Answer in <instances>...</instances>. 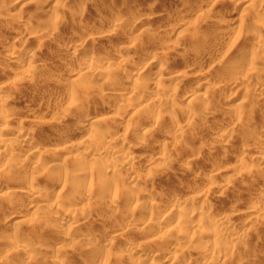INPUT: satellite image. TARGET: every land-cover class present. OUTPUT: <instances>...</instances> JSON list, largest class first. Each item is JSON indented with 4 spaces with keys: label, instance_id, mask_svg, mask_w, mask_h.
Instances as JSON below:
<instances>
[{
    "label": "rangeland",
    "instance_id": "obj_1",
    "mask_svg": "<svg viewBox=\"0 0 264 264\" xmlns=\"http://www.w3.org/2000/svg\"><path fill=\"white\" fill-rule=\"evenodd\" d=\"M247 2L0 0V86L1 92L6 90L2 97L6 95L8 100L0 105V119L14 130L5 135L0 148L7 146L23 154L30 151L26 146L13 144L19 138L15 130L21 128L24 143L33 140L46 152L37 161V178L26 173L32 164L21 165L13 157H0L2 264L27 263L11 253L10 243L3 240L8 230L25 241L33 240L30 242L37 250L33 257L28 256L32 264H58V257H65V264H165L173 256L188 258L189 264H203L209 255V264H264V210L249 217L245 213L248 206L264 200L260 169V157L264 155V47L255 41L256 35L264 34V3L256 7L257 13L250 11L253 9ZM110 42L120 47L111 49ZM68 45L82 48V56L70 57L72 48L67 49ZM123 45L136 48L137 55L132 60L122 54ZM20 47H28L32 59L16 63L5 59L13 53L12 49ZM245 50L252 51L255 63L240 58ZM102 55L100 69L117 66V74L104 73L97 78L82 70L74 71L75 67L95 64ZM152 58L162 65L154 64ZM138 72L144 78L137 83L134 96L128 97L131 85L119 77L127 81L136 78ZM159 72L160 82L170 74H184L187 78L180 81L173 94L168 91L175 83L163 80L164 88L160 85L158 93L163 104L154 114L141 108V104L158 96L154 81ZM24 75L29 78L27 81ZM115 84L119 95L100 91L102 86ZM195 91L202 95L194 99ZM71 93L77 102H69ZM120 110H127L126 115L114 121L113 115ZM178 123L185 124L182 133L175 131ZM96 126L92 132L90 129ZM94 138H102L111 146L118 144L117 140L125 142L126 147L132 143L130 154L137 160L123 170L104 173L99 167L114 155L103 154L102 149L100 155H88L82 149L66 148L70 143L87 144ZM66 156L73 160L65 164L62 158ZM150 157L153 163L147 164L145 159ZM240 159L247 161L246 171L230 177H211L219 170L225 172ZM5 162L13 164L12 172L4 171ZM249 169L253 175H248ZM77 171L83 173L82 178L75 175ZM104 180L107 182L103 187ZM208 180L214 184L211 193L191 200L193 207L214 218L235 212L237 225L246 227L242 239L224 247L219 258L204 248L206 242L213 240L205 233L213 225L205 219L200 225L205 229L203 235L200 227L187 223L199 219L200 214L186 210L179 215L168 206L171 199H190L200 194ZM132 185L135 186L131 189ZM31 187L40 191L44 209L33 211V200L8 193ZM140 194H157L159 201L152 208L139 199ZM55 211L64 212L68 221L56 218ZM180 220L188 221L180 233L181 247L175 249L164 235ZM113 235L120 239L106 243ZM154 237H160L156 243L148 244L156 255L154 259L126 250L128 245L137 249Z\"/></svg>",
    "mask_w": 264,
    "mask_h": 264
},
{
    "label": "bare ground",
    "instance_id": "obj_2",
    "mask_svg": "<svg viewBox=\"0 0 264 264\" xmlns=\"http://www.w3.org/2000/svg\"><path fill=\"white\" fill-rule=\"evenodd\" d=\"M232 1H234V0H232ZM248 0H245V2H247ZM244 2V1H243ZM248 3V2H247ZM262 3H264V0H249V3H248V6L250 7V9H253V10H250V11H253V12H256V7L258 6V5H260V7H261V5H262ZM87 5V4H86ZM83 11V10H82ZM244 11V10H243ZM154 12V11H153ZM250 13V12H249ZM252 13V12H251ZM257 13H258V10H257ZM82 13H80V15H81ZM87 15V14H86ZM89 15V14H88ZM107 15V14H106ZM82 16V15H81ZM77 17V16H76ZM82 17H84V16H82ZM86 17V16H85ZM106 17V16H105ZM79 18V17H78ZM145 19V18H144ZM112 21V20H111ZM115 21V20H114ZM78 25V24H77ZM110 41V40H109ZM112 41V40H111ZM114 41V40H113ZM255 41H256V43H257V45L259 46V45H261V46H263L264 47V34H262V35H260V34H258V35H256V38H255ZM118 42V41H117ZM119 43V42H118ZM73 45V44H72ZM72 45H68L67 46V49H68V47H73ZM76 45V44H75ZM10 46V45H9ZM109 46H110V48L111 49H113V48H116V47H118L119 45L117 44V43H113V42H110L109 43ZM120 47V46H119ZM28 48V47H27ZM26 47H20V48H14V50L12 49V51H13V53H8V55H6V58L5 59H7V61H10L11 63H16V62H18V61H20V60H22V59H26V58H30V55H32L30 52H29V50L27 49ZM109 48V47H108ZM70 49V48H69ZM256 49V48H255ZM120 50V49H119ZM70 52H71V55H70V57L71 56H75V57H81L82 56V54H83V51H82V48L81 49H78V48H72L71 50H69ZM136 48H134V46L132 45V46H130V47H124V45L121 47V52H122V54H124L126 57H128V58H131V60L133 59V57H135V55H137L136 54ZM8 52V51H7ZM120 53V52H119ZM118 53V54H119ZM117 54V55H118ZM33 56V55H32ZM120 57V56H119ZM74 58V57H73ZM240 58L241 59H249V61H250V63H255L254 62V60L252 59V51L251 50H245V51H243L242 53H241V55H240ZM30 59H32V58H30ZM30 59H28V60H30ZM134 59H136V58H134ZM153 59V58H152ZM30 61H32V60H30ZM104 61V56L102 55V56H100L97 60H96V63L95 64H91V63H89V65L87 64H85V66L83 65L82 67H75L74 68V71L76 70H82V71H84L85 73H90V74H92L94 77H97V78H101L103 75H104V73H118V71H119V68H118V71H117V66L116 67H112L111 65H108L107 67H104V69L102 68V69H100V67H99V65L102 63ZM122 61V60H121ZM121 61H118L117 63H119V62H121ZM151 61V60H150ZM153 63L154 64H157L159 67L162 65L161 63H160V61L157 59V58H154L153 60ZM151 61V62H152ZM151 62H149V63H151ZM122 63V62H121ZM153 63H152V65H153ZM42 64V63H41ZM111 64H113V63H111ZM161 64V65H160ZM82 65V64H81ZM32 66V65H31ZM77 66H80V65H77ZM115 66V65H114ZM124 66V65H123ZM33 67V66H32ZM36 67H37V65H36ZM31 68V67H30ZM122 68V67H121ZM36 69H38V68H36ZM36 69H34V70H36ZM72 69V68H71ZM33 71V70H32ZM83 73V72H82ZM121 73V72H120ZM160 73L161 72H159V75H158V79H157V81L155 80L154 82H156L157 84V86L156 87H154L155 89L157 88V91H155V89H154V93L155 92H157V94L156 95H158L155 99H153L152 101H148V103L146 102V103H144V104H141L142 105V107L141 108H143V109H146V110H148V111H150V113L151 112H153L154 114L155 113H157V110L160 108V106H162V104H163V100H162V98H160L159 97V94L158 93H160V87L162 86L163 88H164V84L162 85L161 83H163V80H166V81H171V82H174L175 83V85L173 86V87H171V88H169L170 90L168 91L170 94H173V93H175L176 91H177V89H178V84L180 83V81L182 82L183 81V79L184 78H187L186 77V75H184V74H170V75H167L165 78H162V81L160 82ZM28 74V73H27ZM120 75H122V74H120ZM143 74L142 73H139L138 72V74H136V78H131L130 80H127V81H125L124 79H123V77H119V76H117V77H119V79L120 78H122V82L123 83H126V82H128V84H130L131 85V87H130V95L128 96V97H133L134 96V90L136 89V87H137V85H139V84H137L139 81H140V79L143 77L142 76ZM29 77H30V74L28 75ZM157 76V75H156ZM188 76V75H187ZM23 77V76H22ZM24 77H25V81H27V75H24ZM125 78V77H124ZM144 78V77H143ZM29 79V78H28ZM201 79V78H200ZM23 80V79H22ZM124 80V81H123ZM202 80V79H201ZM24 81V80H23ZM165 81V82H166ZM22 82V81H21ZM68 82V81H67ZM121 82V81H120ZM121 82V83H122ZM153 82V81H152ZM72 83H74V82H72ZM113 84V83H112ZM153 85H155L154 83H152ZM248 84V83H247ZM107 85V84H106ZM119 85H121L120 83H119ZM161 85V86H160ZM203 85H204V82H202V84H200V87H203ZM118 86V85H117ZM117 86H116V84L115 85H113V86H102L101 88H100V91L102 92V93H106V94H112V93H116V95L118 94H120L119 92H118V89L119 88H117ZM124 86V85H123ZM4 88H5V86H3ZM32 87V86H31ZM139 87V86H138ZM200 88H198V90H199ZM1 90H2V87L0 86V105L1 106H3L2 104H6L7 103V98L4 96V97H2V94H4V93H2L3 91H6V90H4L3 89V91L1 92ZM8 90V89H7ZM162 90V89H161ZM152 92V91H151ZM153 93V92H152ZM136 94V93H135ZM115 95V94H114ZM113 95V96H114ZM200 95H202V92H199V91H195V92H193L192 93V97L195 99V98H197L198 96H200ZM154 96V95H153ZM67 97V96H66ZM65 97V98H66ZM77 97H78V95H77ZM152 97V96H151ZM191 97V96H190ZM146 98V97H145ZM148 98V97H147ZM8 99H11V98H8ZM69 102L70 103H75V102H77V100H76V98H75V94L74 93H71V96L69 97ZM194 99H190V101H193ZM129 100V99H128ZM189 101V102H190ZM241 101V100H240ZM263 101H264V98H263ZM165 103V102H164ZM191 103V102H190ZM240 103V102H239ZM241 103H242V101H241ZM245 103V102H244ZM244 103H242V104H244ZM238 104V103H237ZM241 105V104H240ZM84 107H85V105H83ZM140 106V105H139ZM72 107V106H71ZM80 107H81V105H80ZM140 108V109H141ZM71 109H73V108H71ZM79 109V108H78ZM84 109V108H83ZM122 110V109H121ZM120 110V111H121ZM137 110V109H136ZM142 110V109H141ZM69 111H70V109H69ZM117 112V113H115L114 115H113V120L114 121H118L119 119H121L124 115H126L125 113H126V111L127 110H125V111H121V112ZM187 112H188V110H187ZM192 113V112H191ZM213 113V112H212ZM66 114V113H65ZM190 114V113H189ZM210 112H208L206 115H207V117L208 118H210L209 116H210ZM68 116H69V114H68ZM72 116V115H71ZM66 117H67V115H66ZM153 117V116H152ZM206 117V116H205ZM68 118V117H67ZM154 118V117H153ZM152 118V119H153ZM207 118V119H208ZM212 118V117H211ZM1 120H2V118L0 119V144H2L3 142H4V140H5V135H7V134H10V133H13L14 132V130L10 127V126H6V124H4L3 122H4V120H3V122H1ZM153 121H154V119H153ZM151 122V121H150ZM150 122H149V124H150ZM157 122V121H156ZM155 122V123H156ZM259 122V121H258ZM257 122V123H258ZM254 123V122H253ZM261 123V122H260ZM264 123V121H262V124ZM152 124V123H151ZM157 124V123H156ZM155 124V125H156ZM255 124V123H254ZM254 124H252V125H254ZM96 125V124H95ZM178 125H180L179 123H178ZM260 125V124H259ZM258 125V126H259ZM128 126V125H127ZM126 126V127H127ZM147 126V125H146ZM150 126H153V125H150ZM177 126V125H176ZM185 126V124L184 125H180V126H178V127H176V129H175V131L178 133V132H180L181 131V133L184 131L183 130V128H185L184 127ZM249 126V125H248ZM255 126V125H254ZM156 127V126H155ZM181 127H183L182 129H181ZM188 127V126H187ZM178 128V129H177ZM247 128V127H246ZM253 128V127H252ZM261 128H263L264 129V125L263 126H261ZM95 129H97V126L96 127H92L90 130L93 132H95ZM99 129V128H98ZM186 129V128H185ZM254 129V128H253ZM258 129V128H257ZM13 130V131H12ZM172 130V129H171ZM172 131H174V130H172ZM15 132H17V136L19 137L18 139H16L15 140V142H13V144H16V143H18V145H21V146H26L30 151H28L26 154H23V153H19V152H14V151H12L13 149L11 148H8L7 146H5V147H3L2 149L0 148V157L1 156H7V157H13L12 159H17V161L19 160L20 162H21V165H22V163L25 165V163L26 164H32L31 166H30V171H29V169H28V172L26 171V173H28L29 175H30V177H36L37 178V176H36V174H35V172H36V169H35V167H37L36 166V164H37V161H38V159L40 158V156L41 155H43L44 156V153H46V152H42L41 151V149H39L38 148V146L36 145V142L35 141H29V142H27V143H24V139L25 138H23V140H22V137L24 136V134H23V130L20 128H18V130L16 131L15 130ZM25 132V131H24ZM146 134H148V133H146ZM173 134V133H172ZM176 133H174V135H175ZM225 134H227L226 132L223 134V135H225ZM223 135H222V137H223ZM229 135V134H228ZM16 136V137H17ZM142 136V135H141ZM145 136V135H144ZM226 136V135H225ZM114 137V136H113ZM228 138V137H227ZM10 139V138H9ZM148 140V139H147ZM13 141V140H12ZM121 141V140H120ZM119 140H117V143L118 144H115V145H109L108 143H106V141H104L102 138H94L92 141H89V142H87V144H84L83 142H75V143H70V144H68L67 146H66V148L67 149H69V150H73V151H77L78 149H82V151L84 152V153H86V154H88V155H94V154H96V153H99V155H100V150L102 149V151H103V154H106V155H114V157L111 159H109V160H106V161H108L107 162V164L105 165L104 164V166L102 165V166H100L99 167V169H101V171H103L104 173H115V171L116 170H119V169H122L123 170V168L125 169L127 166H129V165H131V164H133V163H135V161L137 160L132 154H130V151L134 148V145L132 146V143H131V145H128V147H126V145H125V142H120ZM157 141H159V140H157ZM156 141V142H157ZM234 141V140H233ZM10 143H12V142H10ZM9 143V144H10ZM227 143V142H226ZM12 144V145H13ZM158 144H160L159 142H158ZM164 144V143H163ZM11 146V145H10ZM124 146V147H123ZM222 146H223V144H222ZM2 147V146H1ZM122 147L123 148H126L125 149V151L123 152V151H121V149H122ZM163 147L165 148L166 147V145L164 144L163 145ZM161 149H162V147H161ZM20 150H21V148H20ZM124 150V149H123ZM165 150V149H164ZM133 151V150H132ZM165 151H167V150H165ZM53 154V153H52ZM164 154L166 155V154H168L167 152H164ZM56 155V154H55ZM54 155V157L56 158L57 156H55ZM74 155V154H73ZM78 155H80V153L78 154ZM164 155V156H165ZM164 156H162L161 157V159L163 160L164 159ZM189 156H191L192 157V154H189ZM152 157V156H151ZM151 157L150 158H146L145 160H146V162H148L147 164H152L153 163V160L151 159ZM75 158V157H74ZM90 158V157H89ZM59 159V158H58ZM57 159V160H58ZM63 160H64V163L66 164V162L65 161H68V162H70V161H72L73 160V157H63L62 158ZM76 159V158H75ZM78 159V158H77ZM142 159V158H141ZM160 159V158H159ZM243 159V158H242ZM52 160H54V159H52ZM95 160V159H94ZM155 160V159H154ZM166 160V159H165ZM10 161V160H9ZM87 161V160H86ZM157 161V160H156ZM257 161H259V160H257ZM46 162V161H45ZM67 162V163H68ZM168 162V161H167ZM86 163V162H85ZM99 163V162H98ZM246 163H247V161L245 160H239V161H237L236 163H234V165H232L229 169H224L225 170V172H220V170H219V172H217V173H215V174H213L211 177L213 178H215V176H221V175H229V177H230V175L232 176L233 174H235L236 172H238V171H240V173L243 171L244 172V170H245V166H247L246 165ZM260 163H261V167H260V165H259V167H260V169H261V171L263 172V175H262V178L264 179V155L263 156H261L260 157ZM52 164V163H51ZM72 164V163H71ZM94 164V163H93ZM170 164V163H169ZM168 164V165H169ZM20 165V164H19ZM95 165V164H94ZM5 169H4V171H6V170H8V172H12V168H13V164L10 162H5ZM60 167V166H59ZM185 169H186V165H185V167H184ZM184 168L182 169V170H184ZM10 170V171H9ZM222 171V170H221ZM246 171V170H245ZM7 172V171H6ZM78 172V171H77ZM76 172V176L77 177H79V178H82V177H80L83 173L82 172H78L77 173ZM134 173V172H133ZM247 173H248V175L249 174H252L253 173V171H252V169L250 170L249 169V171H247ZM27 174V175H28ZM11 175V174H10ZM253 175V174H252ZM8 176V175H7ZM134 177V176H133ZM228 177V176H227ZM246 177V176H245ZM132 178V177H131ZM249 178V177H248ZM77 179V178H76ZM134 179V178H133ZM133 179H131V180H133ZM202 180V179H201ZM106 182H107V180H104V182H103V187H104V185L106 184ZM209 180L207 181V182H205L204 181V183H205V185H204V187L202 188L204 191H202L200 194H198V195H195V196H192L190 199H182V198H178V199H171V198H168V199H171V203H169L168 204V206H170L169 208H170V211L171 212H175V213H177V212H179V215H181L184 211H192L193 212V214L195 213V215L196 214H200V218L199 219H197V220H195V221H192V222H190V221H188V220H185V221H188L187 223H189V225L190 226H192V227H200V225L202 224V222L206 219V221H209V223H211V225H213V227H210V228H206L207 229V231L205 232L207 235H211L212 237H213V240L212 241H209V242H206V244L204 245V248H207L206 250H210L211 251V255L213 256V254H214V256H217V258H219L220 256H222V254H221V252H222V250H223V248L224 247H230V246H233L234 245V243H235V241H239V240H241L242 239V236H241V234L244 232V230H245V228L246 227H244V226H239V225H237V223L235 222L236 220H235V217L237 216V214L235 213V212H227V215H225V216H223V217H218V218H214V217H210V215H208V213L206 212V211H204L203 209H198V208H195V207H193V203H192V201L194 202V200H197L198 198H203V197H205V196H208L210 193H211V187L213 188V182H212V185H211V182H209ZM76 183V182H75ZM135 183V182H134ZM133 183V184H134ZM196 183V182H195ZM135 185H132V187H131V189L134 187ZM129 188V187H128ZM130 189V190H131ZM228 189V188H227ZM153 191V190H152ZM213 191V190H212ZM15 192V193H14ZM98 192H100V191H98ZM164 192V191H163ZM162 192V193H163ZM8 193H13V194H16V195H19V196H25V197H28V198H30V200H33L34 201V205H33V203H32V206H30V207H32V210L33 211H37L38 209H40V210H42V209H44V207H45V204L44 203H42V200L43 199H40L39 198V193H40V191H38V189L37 188H33V187H31V188H26L25 190H17V191H8ZM159 193H160V191H159ZM172 193V192H171ZM223 193V192H222ZM227 193V192H226ZM151 194V193H150ZM146 195V194H143V196L141 197V198H139V199H141V201L144 203H147V204H149V206L150 207H154L155 205H156V201H159L158 200V197L156 196L157 194H155V195ZM5 195H6V193H5ZM160 195V194H159ZM89 196V195H88ZM136 196H138V194L136 195ZM169 196V195H168ZM138 197H140V196H138ZM186 197V196H185ZM206 198V197H205ZM164 199H165V197H164ZM163 199V200H164ZM262 199H264V198H261V200ZM138 200V199H137ZM192 200V201H191ZM168 202V201H167ZM142 204V203H141ZM155 204V205H154ZM154 205V206H153ZM10 206V205H9ZM247 206V205H246ZM148 207V206H147ZM249 207V210L246 212L245 211V213H247V215H248V217H249V215L251 216V213H257L258 211H261V210H264V200H262V202L260 203V204H258V203H256V204H253V205H251V206H248ZM167 208V207H166ZM158 210V209H157ZM235 210V209H234ZM66 212V211H65ZM182 212V213H181ZM181 213V214H180ZM249 213V214H248ZM255 213V214H256ZM56 216V218H59L60 220H63V221H68V216L67 215H64L65 213L63 212V214L62 213H60V212H56L55 211V213H54ZM131 214V213H130ZM48 215V214H47ZM178 215V214H177ZM253 215V214H252ZM199 216V215H198ZM255 216V215H254ZM152 217H153V215H151V217L149 218L150 220L152 219ZM181 217V216H180ZM253 217V216H252ZM258 217V216H257ZM15 218V217H14ZM14 218H10V220H13ZM251 218V217H250ZM259 218V217H258ZM253 219V218H252ZM256 216H255V222H257L256 221ZM128 220H130V219H128ZM152 221V220H151ZM184 220H183V222H181V220H180V222L179 223H177L176 225L174 224V226H172V228L171 229H169V230H167L166 232H165V235H164V237L166 238V241H170L169 243L172 245V248H175V249H177V248H179V247H181V245H180V241H179V238H180V233L183 231V228H185L186 226H185V224H187L186 222H185ZM251 221V220H250ZM59 222V221H58ZM254 222V221H253ZM263 222V221H262ZM150 223V222H149ZM80 224H82V222L80 223ZM147 224V223H146ZM152 224V223H151ZM150 224V225H151ZM251 224V223H250ZM78 225V224H77ZM127 225V224H126ZM203 225V224H202ZM143 227H145V226H143ZM152 226H150V228H151ZM145 228H147V227H145ZM145 228H143V230L145 229ZM130 230V229H129ZM200 230H201V232L203 231V230H205L204 228H203V230H202V228L200 227ZM149 231H151V230H149ZM148 231V232H149ZM137 232H138V230H137ZM68 233V232H67ZM228 233H230L229 235H227ZM150 234V233H149ZM202 234L204 235V233L202 232ZM116 235H118V234H116ZM120 236H115V235H113V237L111 238H109V239H106L105 240V242L106 243H112L113 244V242H115L116 243V241H118L120 238H119ZM140 237V236H139ZM3 238V240L5 241L6 240V242H9L10 244L9 245H11V253H13L14 255H18V256H20L21 258L23 257L25 260H26V264H30L31 263V260L32 259H30V258H28V256H32V254L33 253H35L34 252V250H37V249H34L33 248V246H32V243L31 242H33V240L30 242L29 240V242L28 241H25V240H23L22 238H21V236H19V234H17L16 232H14V231H12V230H8V231H6L5 232V234H4V236L2 237ZM108 238V237H107ZM122 238V237H121ZM158 239H160V237H154L153 239H151V240H146L144 243H141L140 244V246H137L138 248L137 249H135L133 246L131 247V246H126V250H129V251H132L133 253L135 252V254L137 253L138 254V257H151L152 259H154L155 257H156V255L154 254L153 255V253H152V250L150 251L149 250V247L148 246H150L151 244L150 243H156L157 242V240ZM199 239V238H198ZM181 240V239H180ZM156 241V242H155ZM200 241V240H199ZM35 242V241H34ZM124 242V241H123ZM193 242V241H192ZM148 244H150V245H148ZM8 245V246H9ZM170 245V246H171ZM190 245V244H189ZM192 245V244H191ZM5 246V245H4ZM10 248V247H9ZM234 248V247H233ZM186 249V248H185ZM204 250V249H203ZM206 250H204V251H206ZM124 251V250H123ZM159 251V250H158ZM202 251V250H201ZM203 251V252H204ZM132 253V254H133ZM172 253V252H171ZM160 255V254H159ZM171 255V254H170ZM202 255L203 256H206L204 253H202ZM173 256V255H172ZM199 256H201V255H199ZM210 256V255H209ZM208 256V257H209ZM33 257V256H32ZM160 257V256H159ZM181 257V258H180ZM173 256V258L171 259V261H165V264H175V263H177V264H189V262L191 261H188L187 259H185V258H183L182 259V257L183 256ZM207 257V256H206ZM208 257L207 258H204V260H203V264H209L210 262H209V260H208ZM35 258V257H34ZM65 258V257H64ZM64 258H62V257H58L57 259H56V263H58V264H65L66 263V260H64ZM129 258V257H128ZM203 258V257H202ZM200 259V258H199ZM131 261V260H130ZM153 261V260H152ZM263 262H264V259L262 260ZM37 262V261H36ZM55 262V261H54ZM106 262V261H105ZM129 262V261H128ZM154 262V261H153ZM263 262H261V263H263ZM257 263H258V261H257ZM260 263V262H259ZM0 264H2V262H0ZM32 264V263H31Z\"/></svg>",
    "mask_w": 264,
    "mask_h": 264
}]
</instances>
